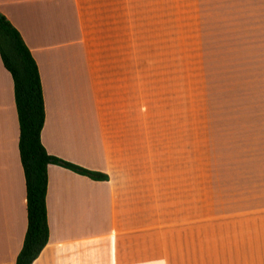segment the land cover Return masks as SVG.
Here are the masks:
<instances>
[{
	"label": "crops",
	"instance_id": "crops-1",
	"mask_svg": "<svg viewBox=\"0 0 264 264\" xmlns=\"http://www.w3.org/2000/svg\"><path fill=\"white\" fill-rule=\"evenodd\" d=\"M0 13L37 67L44 150L106 175L46 166L47 241L31 264L189 259L198 125L207 248L211 228L221 264H264V0H0ZM167 62H190L189 143L181 96L172 117L151 106V66ZM17 136L0 61V264H14L26 223Z\"/></svg>",
	"mask_w": 264,
	"mask_h": 264
},
{
	"label": "trees",
	"instance_id": "trees-1",
	"mask_svg": "<svg viewBox=\"0 0 264 264\" xmlns=\"http://www.w3.org/2000/svg\"><path fill=\"white\" fill-rule=\"evenodd\" d=\"M0 61L12 81L18 136L17 152L24 180L25 230L14 264H31L47 241L46 166L55 164L93 180L106 175L49 155L40 143L43 102L36 64L17 30L0 13Z\"/></svg>",
	"mask_w": 264,
	"mask_h": 264
},
{
	"label": "rangeland",
	"instance_id": "rangeland-1",
	"mask_svg": "<svg viewBox=\"0 0 264 264\" xmlns=\"http://www.w3.org/2000/svg\"><path fill=\"white\" fill-rule=\"evenodd\" d=\"M176 64V66H175ZM159 70L160 77H151L150 85L155 87L151 89L150 99L151 106L158 107V112L165 115L173 116V107L179 108V96H181V110L178 111V117L181 118L182 134H187V142L189 143L190 133V62L181 63H158L151 70ZM163 69L165 75H163ZM174 69L177 70L178 76L173 74ZM196 81V80H195ZM198 97L204 99V94H198ZM157 111V110H156ZM199 111H203L199 108ZM199 112V118H200ZM198 118V119H199ZM184 137V136H183ZM185 139V137H184ZM197 189L194 190L196 196L197 219L196 224L192 223V236L195 238V244L192 242V254L189 259L184 258V254L168 253L165 257L166 264H221L220 246L214 245L212 253V230L210 228V248H207V204H206V141L205 127L198 125L197 137ZM184 234V233H183ZM216 236V232H215ZM216 241V240H215ZM189 249V248H188ZM167 250H170L167 247ZM184 250V249H182ZM162 261V260H160Z\"/></svg>",
	"mask_w": 264,
	"mask_h": 264
}]
</instances>
